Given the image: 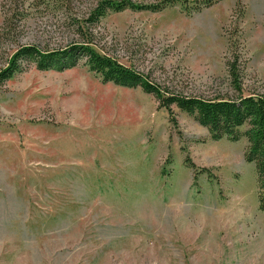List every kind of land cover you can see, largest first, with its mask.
Segmentation results:
<instances>
[{
	"label": "rangeland",
	"instance_id": "rangeland-1",
	"mask_svg": "<svg viewBox=\"0 0 264 264\" xmlns=\"http://www.w3.org/2000/svg\"><path fill=\"white\" fill-rule=\"evenodd\" d=\"M47 1L26 0L30 13L0 39V69L18 44L77 40L70 19L99 0ZM95 28L108 54L177 91L236 96L226 65L236 51L244 94L264 93V0L127 9ZM173 109L177 126L155 96L104 83L84 61L61 71L30 65L3 82L0 264H264L246 138L212 140ZM186 156L209 170L196 183Z\"/></svg>",
	"mask_w": 264,
	"mask_h": 264
},
{
	"label": "trees",
	"instance_id": "trees-1",
	"mask_svg": "<svg viewBox=\"0 0 264 264\" xmlns=\"http://www.w3.org/2000/svg\"><path fill=\"white\" fill-rule=\"evenodd\" d=\"M215 0H156L141 2L138 0H99L86 16L71 18L69 26L77 35V40L60 48L39 47L34 44H18L17 49L0 69V85L23 72L30 65L39 70H65L84 61L90 71L99 75L104 83H113L128 88H141L152 94L158 101L159 108L169 114L170 122L178 125L173 107L194 118L205 127L212 140L227 138L233 142L245 137L247 145L244 152L246 162L255 166L259 210L264 213V93L244 94L240 55L235 51L227 60L231 85L236 96L206 98L185 94L172 89L167 84H160L133 66H128L108 54L96 40V26L110 13L132 11L160 12L179 4L185 11L200 10L210 6ZM26 0H3L4 20L0 26V39L18 29L20 23L28 16L25 9ZM33 6L47 4V0H32ZM232 45L238 47L237 39ZM237 50V49H236ZM246 127V130H242ZM185 164L194 169L195 183L200 172L209 173L208 168L198 169L191 158L185 157Z\"/></svg>",
	"mask_w": 264,
	"mask_h": 264
}]
</instances>
